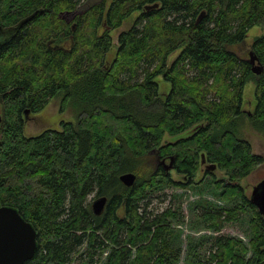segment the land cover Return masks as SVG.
I'll return each mask as SVG.
<instances>
[{"label": "trees", "instance_id": "1", "mask_svg": "<svg viewBox=\"0 0 264 264\" xmlns=\"http://www.w3.org/2000/svg\"><path fill=\"white\" fill-rule=\"evenodd\" d=\"M62 13L76 17L68 24ZM136 13L108 66L111 31ZM26 20L0 48V207L17 208L38 232L25 264H177L172 233L182 217L156 212L150 196L200 185L201 171L235 205L203 207L199 223L220 233L250 212L251 237L218 236L191 264H264V216L241 185L264 163L241 134L247 125L264 133V35L250 45L259 76L230 50L264 30V0H0V27ZM59 96L77 122L27 135L28 116ZM203 156L224 178L203 170ZM172 159L179 180L161 164ZM125 173L136 174L132 187ZM91 196L108 198L102 215Z\"/></svg>", "mask_w": 264, "mask_h": 264}, {"label": "rangeland", "instance_id": "2", "mask_svg": "<svg viewBox=\"0 0 264 264\" xmlns=\"http://www.w3.org/2000/svg\"><path fill=\"white\" fill-rule=\"evenodd\" d=\"M110 1V0H109ZM65 15L61 17L64 19ZM138 17V13L132 15L129 19L125 20L120 28L112 30L111 35L113 39V47L111 52L107 55L108 66L114 61L117 56L118 49V37L121 32L128 31L134 25L135 19ZM71 17H66L67 19ZM68 19V20H69ZM65 20V19H64ZM70 21V20H69ZM264 35V30L255 27L253 28L247 38V42L242 46L230 47V50L234 51L239 57L243 59L251 58L250 45L255 37ZM179 54L176 51L168 58L170 64ZM162 90L165 91L167 87L161 82ZM254 91L255 85L251 82L247 85L245 90L246 98V110H253L254 107ZM62 96L56 97L47 105V107L36 115H29L26 124V134L36 135L46 129H61L63 122H77V113L71 105L66 106L61 110ZM245 126V125H242ZM241 134L247 139L253 149V152L257 155H261L264 158V133L255 131L249 125L241 129ZM186 135L177 136L171 138L166 136L162 144L175 142ZM165 163V162H164ZM170 161H166L165 165L168 166ZM206 164L204 169L206 170ZM175 180H179L180 177L174 172L170 171ZM214 174L218 179L224 178V174L221 171L215 170ZM204 176V171H201L197 177V181L203 179V183L195 185L187 189L173 188L165 185L162 188L157 189L150 198L152 199L151 207L156 212H161L166 208H171L173 211L178 210L179 215L182 217L180 225L174 227L172 237L177 241H172L176 250L181 249L180 260L177 264H191V261L196 262L201 258L203 260L204 255L207 254L213 241L218 236H227L237 238L244 243L248 244L250 241L249 233V221L252 219L250 212L244 214L241 219L234 223L227 225L222 232L215 233L211 230L205 229L199 223V215L203 212V207H216L223 206L224 203L220 200L219 192L216 190L212 183V177ZM205 178V179H204ZM264 180V163L256 168L248 177L241 181L242 187L245 189L246 195L251 197L254 187H256L261 181ZM94 196L89 198L90 203L93 202ZM235 204H225L226 208L233 207ZM182 212V213H181ZM87 259L86 250H81L78 255H82ZM78 255H76L78 257ZM80 260H77L75 264H79Z\"/></svg>", "mask_w": 264, "mask_h": 264}, {"label": "water", "instance_id": "3", "mask_svg": "<svg viewBox=\"0 0 264 264\" xmlns=\"http://www.w3.org/2000/svg\"><path fill=\"white\" fill-rule=\"evenodd\" d=\"M25 23H27V20L11 29L0 27V48L11 41ZM249 62L255 75L259 76L263 73V67L252 53ZM28 113L27 111L26 115ZM202 158V164L204 165V156ZM165 169L167 171L173 169V159L168 166H165ZM206 169L213 172L216 170V166L207 164ZM136 180L137 176L134 173H125L120 176V181L126 187H132ZM107 201V197H101L92 202L94 215L100 216L103 214ZM250 201L264 216V180L254 187ZM37 251L38 232L34 225L28 222L17 208L11 206L0 207V264H25L34 258Z\"/></svg>", "mask_w": 264, "mask_h": 264}, {"label": "flooded vegetation", "instance_id": "4", "mask_svg": "<svg viewBox=\"0 0 264 264\" xmlns=\"http://www.w3.org/2000/svg\"><path fill=\"white\" fill-rule=\"evenodd\" d=\"M149 8H150V7H149ZM73 14H74V15H73ZM63 15H66V14H65V13H62V14L60 15V18H61ZM66 17H71V19L68 18L70 21H69L68 19L66 20ZM75 17H76V13H71V15H69V14L66 15L64 19H65V21H66L68 24H70V23L73 22V20L75 19ZM61 19H62V18H61ZM64 19H63V20H64ZM75 24H76V23H75ZM73 26L75 27V25H73ZM61 46L67 48V47L69 46V41H65V42H63ZM166 161H167V160H164L165 163H166ZM164 162H162L161 164L164 165V166H166Z\"/></svg>", "mask_w": 264, "mask_h": 264}]
</instances>
